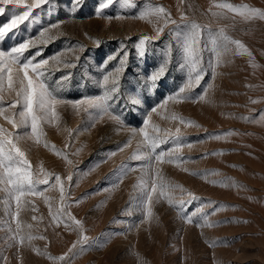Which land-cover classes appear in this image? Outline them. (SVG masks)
Here are the masks:
<instances>
[{
    "label": "rangeland",
    "instance_id": "rangeland-1",
    "mask_svg": "<svg viewBox=\"0 0 264 264\" xmlns=\"http://www.w3.org/2000/svg\"><path fill=\"white\" fill-rule=\"evenodd\" d=\"M101 3L107 6L97 14ZM221 3L264 10V0H48L0 39L3 50L25 39L35 42L24 51L21 62L32 57L38 63L58 54L57 60L63 63L49 60L51 75L46 73L44 82L56 98L64 100L102 95L103 75L127 53L117 91L106 101L123 127L107 115L92 122L83 109L61 103L55 106V122L40 121L37 134L31 132L30 121L14 128L6 117L18 121L21 110L18 102L13 104L18 101L19 88L15 72L12 88L6 79L0 87V128L11 133L25 153L33 178L38 174L44 178L41 167L49 173L48 183L37 185L40 196L21 197L15 220L11 218L15 202L6 204L0 185V264H53L50 257L68 252L77 240L75 226L53 222L49 215L61 204L59 188L53 187L56 174L69 188L67 211L83 222L84 235L89 238L83 251H78V245L72 250L75 256L69 253L65 264H264V123L260 122L264 112V19L245 20L239 13L216 7ZM150 6L165 7L178 23L164 25L157 39L145 43L141 54L137 49L140 37L153 36L157 24L163 23L148 14ZM5 8L0 26L10 21L13 10L16 14L23 11L20 6ZM181 11L188 19L206 25L200 33L193 83L186 89L189 97L202 95L203 99H170L152 113L145 126L143 121L151 109L189 79L184 44L191 25L181 22ZM213 12L221 14L213 16ZM57 22L63 23L52 29L50 25ZM220 28L240 40L251 55L237 52L233 45L212 76L213 41ZM109 56L114 58L105 64ZM161 68L162 74L150 80ZM69 73L66 80H60ZM197 73H202L199 83L194 80ZM209 84L212 87L205 92ZM140 127L149 135H169L157 152L174 148L170 133L179 130L182 146L176 155L180 159L168 162L166 156L158 166L167 181L200 197L186 203L185 215L206 201L216 202L203 209L216 222L213 226L186 223L166 197L157 199L159 189L153 193L151 213L145 219L144 197L139 188L133 189L141 176L142 160L131 158L144 147L138 144L144 139ZM132 128L137 129L136 135ZM17 136L23 138L16 141ZM122 164L133 170L118 182ZM69 173L71 180L64 181ZM224 178L227 186L219 183ZM117 182L110 192L103 190ZM168 195L173 200H189L181 187L170 189ZM77 198L79 203H75ZM9 227L18 239L23 237L22 243L11 241Z\"/></svg>",
    "mask_w": 264,
    "mask_h": 264
},
{
    "label": "snow or ice",
    "instance_id": "snow-or-ice-1",
    "mask_svg": "<svg viewBox=\"0 0 264 264\" xmlns=\"http://www.w3.org/2000/svg\"><path fill=\"white\" fill-rule=\"evenodd\" d=\"M48 0H31V2H27V0H0V13L6 11L5 6L13 5L20 6L23 8V11H20L19 14H16L15 10H13V14L8 23L0 26V39L6 34L8 30L16 27L20 22L27 19L32 10L34 8H38L40 5L47 3ZM110 3L111 0H108ZM107 5L105 3H101L97 7V14H99L101 9H104ZM216 7L221 9H228L229 11L239 13L245 20H250L254 17H259L260 19H264V10L257 9L254 7H250L248 5L241 6H233L230 3H221L217 4ZM148 14L154 15L156 19L163 20L162 24H157L154 29L155 34L153 36L142 35L137 44V49L141 52L145 47V43L148 41L155 40L159 37L160 33L163 31L164 25L167 24H177L178 22L171 18L168 10L163 6H150L148 9ZM221 13L213 12L212 15H220ZM141 15H145V13H141ZM181 22L185 21L191 25V31L185 39L184 49L186 53V61L189 66L188 72V82L185 83L176 93L168 95L161 103L154 106L147 117L143 121V125L147 126L149 124V117L152 113L158 111V109L162 108L170 99H176L177 97L183 99H190L186 94V89L190 88L193 83V72L196 71V66L199 63L197 59L198 55V42L200 38L201 30L206 27V25L197 23L194 19H188L184 12H180ZM63 22H57L50 25L52 29H57L58 25ZM43 35V33H41ZM29 40L25 39L18 45L13 46L10 50L0 49V87L3 86L5 79L7 80V85L9 88H12L14 82L13 73L15 72V78L19 81V88L17 89L18 101H14L13 104L19 103L21 106V110L19 112L18 121H13L11 118L9 122L13 124V127H19L21 124L27 125L30 121L31 124V132L33 134H37L38 132V124L40 121L49 120L50 122H55L57 118V113L55 111V106L61 103H66L71 105V107L77 111L83 109L86 115L89 116L90 120L94 122L98 117H102L107 115L111 120L115 121L117 125L122 126L120 117L114 115L108 109V105L106 101L108 100L111 93L116 92L118 88V81L120 79L121 73L125 66L127 53L125 52L124 56L120 58L119 64L111 71H108L105 75H103L102 80L100 81L101 86L105 88V91L100 96L94 97H82L77 100H64L56 98L52 92L48 90L45 85V74L51 75L49 71L48 63L49 60L56 61L57 63H63L62 61L57 60V55L54 54L46 59H40L38 63H33L32 57H27L21 62V56L24 51L31 46ZM99 44V42H97ZM235 45V50L237 52L243 51L247 52L250 56L251 53L248 52V49L242 44V42L238 39H232L228 36L223 28H220L217 32V39L213 41V49L215 54L214 62L210 64L212 76H215L216 66L222 60V57L226 54L233 51L232 46ZM80 51H83V47L80 46ZM114 56H109L105 64L108 61L112 60ZM64 67H71L69 64H64ZM163 72V68L154 73L149 77L150 80L157 79ZM21 73L23 75H21ZM31 73V74H30ZM69 74L60 77V80H66ZM202 73H197L194 77L195 83H199L201 80ZM212 87L209 84L204 91L206 92L208 88ZM192 99H203V96H197ZM35 109V110H34ZM2 111V110H0ZM175 118V117H174ZM183 120V118H181ZM260 122L264 123V112L261 113ZM198 126V125H197ZM132 135L137 134V129H130ZM139 134L144 137L143 140L138 141L139 145H143V148H138L137 152H134L132 155V159L142 160V163L139 165L141 176L138 178V183L133 185V189H140V194L143 195L144 199L142 202V206L147 209L144 212V217L147 219L148 215L151 213L150 204L153 199V193H156L159 189V196H164L168 199V203L176 207L177 216L184 220L186 223L196 222L197 227H205V226H213L216 222L210 221L208 216L209 214L204 212L203 209L205 207H209L213 204H216L215 201H206L205 203L199 205L195 208V210L185 215V207L186 203L189 204L193 200H199L200 197L195 196L192 192L182 189V186L176 185L167 181L163 173L160 171L159 164L164 162L166 156L168 162H176L180 159L176 153L179 152V148L182 146V140L179 137L178 129L177 133H170L171 135V143L175 146L174 148H168L167 152L161 150L159 152L156 151V148L159 144L165 143L169 139V135H149L147 131H145L144 127L139 128ZM167 131V130H166ZM231 133H225L224 135H230ZM23 137L17 136L16 141L22 139ZM211 138H220L219 136ZM7 146V151H6ZM126 146V145H125ZM120 149H116L115 151H119ZM115 151L110 152L109 155H114ZM138 153V154H137ZM215 154V153H213ZM57 155H62V153L57 150ZM65 160H67V155L63 154ZM71 163V161H67ZM29 161L25 158V153L17 146L14 142L11 133H6L3 128H0V185H3L2 190L6 194V204L9 206L11 202H15V211L11 213V218L13 220L16 219V215L20 210L22 201L21 197L26 194L31 196H40L41 190L37 187L38 184H47L49 173L46 172L42 167L39 169V172L43 174V179L40 178L38 174L36 178H33V175L28 170ZM121 168V176L118 182L123 179V177L133 169L127 165H120ZM198 174V173H197ZM64 181L71 180V173H69L66 177L63 178ZM118 182L110 187L103 189L104 191L110 192L118 186ZM217 183V181H214ZM219 183H223L225 186L228 184L227 178H224L223 181H219ZM53 187H58L60 192V208H58L55 212L50 210L49 215L52 217L53 222L64 223L66 227H73L78 231V238L73 242L72 246L69 248L68 252L61 254L60 256H51L50 259L53 261V264H65V258L69 256V253H72L75 256V252L72 250L77 248L79 245L78 251H83V246L88 242L89 238L84 235L83 222L72 215L71 212L67 211V207L69 206L68 202V192L69 188L65 187V183L62 182V177L59 174L55 175V183ZM177 187H181L183 192H186L189 200L185 202L184 200H173L168 192L170 189H174ZM47 200V197H45ZM75 203H79V198L75 201ZM217 211L219 208L216 209ZM35 211V209H33ZM194 217H198L196 221H194ZM136 225H133L128 230H131ZM20 225L17 224V230H19ZM8 231L12 233L11 241L22 243L23 237L17 238L16 233L12 232L11 227L8 228ZM31 235L28 236V239H32Z\"/></svg>",
    "mask_w": 264,
    "mask_h": 264
}]
</instances>
